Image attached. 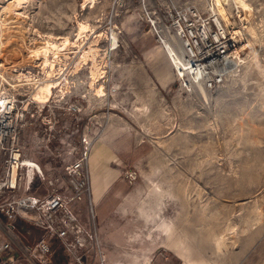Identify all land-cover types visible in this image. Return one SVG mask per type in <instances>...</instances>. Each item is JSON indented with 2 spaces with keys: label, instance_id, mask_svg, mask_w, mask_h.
Masks as SVG:
<instances>
[{
  "label": "rangeland",
  "instance_id": "1",
  "mask_svg": "<svg viewBox=\"0 0 264 264\" xmlns=\"http://www.w3.org/2000/svg\"><path fill=\"white\" fill-rule=\"evenodd\" d=\"M241 1L220 9L216 0H0V74L9 81L43 68L34 59L44 55L31 51L51 36L70 40L47 52L62 76L49 79L57 85L51 99L67 102L56 109L61 135L92 141V194L79 213L85 228L97 229L105 264H264V0ZM172 3L219 12L247 46L207 97L200 86L179 88L148 23ZM36 132L41 137L39 127H26L25 153L44 163ZM13 223L16 244L2 228L0 242L42 264L46 231L20 216ZM48 242L49 264H75L58 238ZM91 255L87 264H99Z\"/></svg>",
  "mask_w": 264,
  "mask_h": 264
},
{
  "label": "built area",
  "instance_id": "2",
  "mask_svg": "<svg viewBox=\"0 0 264 264\" xmlns=\"http://www.w3.org/2000/svg\"><path fill=\"white\" fill-rule=\"evenodd\" d=\"M167 9L163 16L152 12L148 23L164 45L172 42L183 50L182 60L174 62V75L181 90L195 91L198 81L212 89L227 75L229 69L221 71L227 67H222L226 60L240 65L243 50L237 49L235 43L242 39H236L237 29L229 28L218 14L203 12L192 3H172ZM36 67L22 72L20 77L21 72L8 76L11 81L0 76V229L16 244L13 222L18 216L43 228L47 235L38 244L42 264H49L47 257L52 250L48 238L52 237L63 243L75 264H87L90 253L92 260L97 258L99 264H105L97 229L85 228L79 213V205L92 194L90 142L83 138L77 143L68 135H61L66 126L59 121L56 109H65L67 102L58 107L52 96L46 102L35 100L34 90L46 74L44 68ZM72 107L74 113L81 111L76 104ZM28 125L40 128L42 135L39 137L36 132L33 142L46 155L44 163L25 153L23 134ZM55 142L58 144L52 146ZM128 176L130 182L136 178L135 173ZM34 187L38 192H29ZM90 209L93 212V203ZM13 250L9 241L0 242V264H28V258L16 257ZM5 253L8 255L4 257Z\"/></svg>",
  "mask_w": 264,
  "mask_h": 264
},
{
  "label": "bare ground",
  "instance_id": "3",
  "mask_svg": "<svg viewBox=\"0 0 264 264\" xmlns=\"http://www.w3.org/2000/svg\"><path fill=\"white\" fill-rule=\"evenodd\" d=\"M227 1L228 0H216V3H217V6L221 9L222 8V2H227ZM236 1L239 3V0H236ZM240 2H242V1L240 0ZM217 13H218V15H221V14H219V12H217ZM84 27H86V26L83 25L82 28H81V30H83ZM237 31H238V28H237ZM78 34L80 36L81 31ZM113 39H114V42H116V35H115V33H113ZM69 43H70V40L68 38H65L63 40V42H60L59 43L56 38H54L53 36H51L49 40H47L46 42L43 43V46H39L37 49H34V50L31 51V52H34L33 53L34 56H40L41 54H43L45 56V57L43 56L42 58L41 57H37V58L35 57V59H34V60H36V62H37V60H42L43 59L42 64H43L44 71L46 73L45 74V79L43 80V82H41L38 85V87L34 90L33 96H34L35 100H37L39 102H46L52 96L53 89L54 88H57L56 82H54V81L50 82L49 79L50 80H55V79H60L62 77V76L57 77V75H56L57 73L55 72V62H57V61H54V59L51 60L49 58V55H47V52H49L51 50V48H53L54 50L62 49V48H60L62 45L63 46H66ZM241 43H242V41H241ZM241 43L240 42L235 43L237 49H240V50H243V51L246 50L247 49V46L245 44H241ZM163 46H164L165 50L167 51L169 58H170V56L173 58V59L170 58V60H171V62L173 61L172 64H173V67H174V62L177 63V62H179V61L182 60V52L181 51H183V50H182L181 46L180 47H177L172 42H168V41H166V44L165 45L163 44ZM56 55H58V54H56ZM48 58H49V61H48ZM46 59H47V61L45 62ZM243 60L244 59L242 58V61ZM50 62H53V64L50 63ZM226 64H227V67H225L224 69H221V71H225V70L229 69L228 71H226V74H228L229 71L232 72L233 70H235L239 66V64L236 65L231 60H226L223 63L222 67H224ZM47 67H49L50 70H47ZM23 74L24 73L21 72V74H19L18 77H20V75H23ZM0 76H2V75L0 74ZM27 76H29V75L27 74ZM223 78H225V77H223ZM199 86H200L201 92L204 94V96L207 97V91L205 90L207 88L203 84L202 81L201 82L198 81V84H197L196 88H198ZM63 92H64V90H63ZM66 92H68V91H66ZM90 146H91V149H90V151H91L92 150V141L90 142ZM90 154H91V152H90ZM89 157H90V155H89ZM88 163H89V158H88ZM91 176H92V174H91ZM91 187H92V180H91ZM170 230H171V226L168 225L166 227L165 231L168 233Z\"/></svg>",
  "mask_w": 264,
  "mask_h": 264
},
{
  "label": "crops",
  "instance_id": "4",
  "mask_svg": "<svg viewBox=\"0 0 264 264\" xmlns=\"http://www.w3.org/2000/svg\"><path fill=\"white\" fill-rule=\"evenodd\" d=\"M42 162V161H41ZM43 163V162H42Z\"/></svg>",
  "mask_w": 264,
  "mask_h": 264
}]
</instances>
